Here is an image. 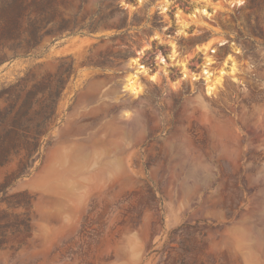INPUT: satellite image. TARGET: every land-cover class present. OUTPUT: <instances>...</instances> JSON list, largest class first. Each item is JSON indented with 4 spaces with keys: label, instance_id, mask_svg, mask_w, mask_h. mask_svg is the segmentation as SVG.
<instances>
[{
    "label": "rangeland",
    "instance_id": "374dc122",
    "mask_svg": "<svg viewBox=\"0 0 264 264\" xmlns=\"http://www.w3.org/2000/svg\"><path fill=\"white\" fill-rule=\"evenodd\" d=\"M87 1L107 27L0 66H73L0 264H264V0Z\"/></svg>",
    "mask_w": 264,
    "mask_h": 264
},
{
    "label": "trees",
    "instance_id": "16d2710c",
    "mask_svg": "<svg viewBox=\"0 0 264 264\" xmlns=\"http://www.w3.org/2000/svg\"><path fill=\"white\" fill-rule=\"evenodd\" d=\"M87 0H0V66L17 59L36 58L59 39L107 27V16L86 8ZM183 8L188 2L179 1ZM101 13V14H100ZM100 15L98 19H95ZM73 66H62L59 77L39 80L32 70L14 83L0 85V166L17 159V173L0 183V247L7 233L29 230L30 218L15 208L21 193L9 189L32 172L51 131L58 126L59 102Z\"/></svg>",
    "mask_w": 264,
    "mask_h": 264
},
{
    "label": "bare ground",
    "instance_id": "6f19581e",
    "mask_svg": "<svg viewBox=\"0 0 264 264\" xmlns=\"http://www.w3.org/2000/svg\"><path fill=\"white\" fill-rule=\"evenodd\" d=\"M132 84H133V83H132ZM137 86H138V85H137ZM211 87H212V86H209L208 88H209V89H212ZM133 88H135V85H134V84H133ZM135 89H136V88H135Z\"/></svg>",
    "mask_w": 264,
    "mask_h": 264
}]
</instances>
